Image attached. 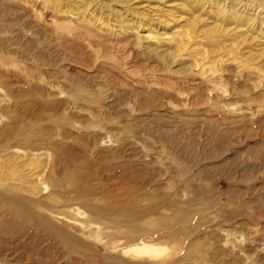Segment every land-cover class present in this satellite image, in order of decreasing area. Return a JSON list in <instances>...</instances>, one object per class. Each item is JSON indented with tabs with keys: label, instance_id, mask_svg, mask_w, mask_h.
Segmentation results:
<instances>
[{
	"label": "rangeland",
	"instance_id": "374dc122",
	"mask_svg": "<svg viewBox=\"0 0 264 264\" xmlns=\"http://www.w3.org/2000/svg\"><path fill=\"white\" fill-rule=\"evenodd\" d=\"M0 264H264V0H0Z\"/></svg>",
	"mask_w": 264,
	"mask_h": 264
},
{
	"label": "bare ground",
	"instance_id": "6f19581e",
	"mask_svg": "<svg viewBox=\"0 0 264 264\" xmlns=\"http://www.w3.org/2000/svg\"><path fill=\"white\" fill-rule=\"evenodd\" d=\"M146 249H147V248H146V247H144V248H143V249H141V250L143 251V250H146Z\"/></svg>",
	"mask_w": 264,
	"mask_h": 264
}]
</instances>
